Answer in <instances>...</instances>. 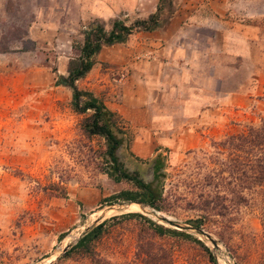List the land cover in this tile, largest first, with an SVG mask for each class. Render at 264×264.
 Here are the masks:
<instances>
[{"label":"rangeland","instance_id":"1","mask_svg":"<svg viewBox=\"0 0 264 264\" xmlns=\"http://www.w3.org/2000/svg\"><path fill=\"white\" fill-rule=\"evenodd\" d=\"M158 1L0 0V264H42L55 253L49 264H264L257 194L239 193L222 144L264 121V0H170L158 28L103 46L75 82L120 117L125 168L147 182L160 160L159 209L143 205L150 216L102 203L131 185L102 173L104 140L83 134L89 113H73L70 90L54 86L88 26L131 25ZM126 213L188 237L158 235L141 218L108 220ZM162 217L198 222L217 247ZM105 220L91 257L70 251Z\"/></svg>","mask_w":264,"mask_h":264},{"label":"trees","instance_id":"2","mask_svg":"<svg viewBox=\"0 0 264 264\" xmlns=\"http://www.w3.org/2000/svg\"><path fill=\"white\" fill-rule=\"evenodd\" d=\"M170 0H159L156 13L150 14L146 19L136 20L131 25H124L120 21H113L108 32L99 25H90L83 31L81 45L75 47L77 54L68 60L65 75L57 76L54 86L66 87L70 90V109L77 115L89 113L82 118L79 123L80 130L88 137L98 136L104 140L105 150L102 153L103 168L102 173L113 183L126 182L131 185L129 190H120L102 200V203L113 204L118 202H137L153 209H159L158 202L161 199V192L158 189L161 174V162L159 159L152 160V179L144 181L135 171H130L124 167L120 161L117 151L122 148L126 129L118 114L109 110L104 103L93 95L90 91L78 89L75 82L83 78L94 64V57L103 46L114 43H121L131 34L134 29L152 31L161 24L160 11L164 3ZM4 51V50H0ZM232 150L233 171L236 179L240 182V192L257 194V207L260 221L264 222V121L258 126H248L242 133L229 136L222 143ZM156 167V168H154ZM156 183V184H153ZM240 203H245L246 198L240 195ZM129 218L145 219V222L153 226V231L158 235L176 234L185 235L175 230L163 228L153 224L138 213H126L120 216H113L108 220H119ZM91 227L77 240L70 251L82 253L91 257V243L99 238L104 232L106 222ZM197 228L199 223H193Z\"/></svg>","mask_w":264,"mask_h":264},{"label":"water","instance_id":"3","mask_svg":"<svg viewBox=\"0 0 264 264\" xmlns=\"http://www.w3.org/2000/svg\"><path fill=\"white\" fill-rule=\"evenodd\" d=\"M127 204L129 205V204H136V205H138L139 207H141L142 209H145V207L142 205V204H140V203H137V202H127ZM126 204V205H127ZM153 214V216H155L156 214L153 212L152 213ZM102 219V217H99V218H97L96 220H95V222L93 223L94 225L98 222V221H100ZM161 222H163L164 224H166V225H169L170 227H172V228H175V229H179V230H184V231H190V232H192L193 234H195V235H197V236H199V237H202V238H204L206 241H208L213 247H217V243L215 242V240H213V238H211V236L209 235V234H207L206 232H204L202 229H200V228H195V227H192V226H179V224H177V223H175V222H173V221H170L169 219H167V218H160L159 219ZM91 227H94L93 225L92 226H89L88 228H86L85 229V231L83 232V233H85L88 229H90ZM82 233V234H83ZM81 234V235H82ZM81 237V236H80ZM79 237V238H80ZM78 238V239H79ZM77 239V240H78ZM70 246L68 245V246H65V247H63L62 249H61V253H64L65 251H66V249L67 248H69ZM58 254L55 256V258L53 259V260H56L58 257Z\"/></svg>","mask_w":264,"mask_h":264},{"label":"bare ground","instance_id":"4","mask_svg":"<svg viewBox=\"0 0 264 264\" xmlns=\"http://www.w3.org/2000/svg\"><path fill=\"white\" fill-rule=\"evenodd\" d=\"M127 207H129V209H135V210H138V211H142L144 214H146V215H148V216H150V213L147 211V210H145V209H142L141 207H137L138 205H136V204H127L126 205ZM73 240V239H72ZM61 251V250H60ZM57 255V253H55V254H53V255H51L46 261H44L42 264H49L54 258H55V256Z\"/></svg>","mask_w":264,"mask_h":264},{"label":"crops","instance_id":"5","mask_svg":"<svg viewBox=\"0 0 264 264\" xmlns=\"http://www.w3.org/2000/svg\"><path fill=\"white\" fill-rule=\"evenodd\" d=\"M192 106H194V104H191ZM185 113H186V117L189 116V115H192V107L191 106H185V109H184Z\"/></svg>","mask_w":264,"mask_h":264}]
</instances>
